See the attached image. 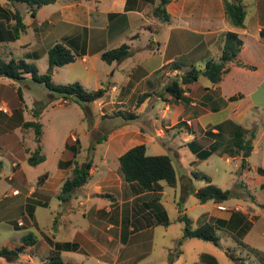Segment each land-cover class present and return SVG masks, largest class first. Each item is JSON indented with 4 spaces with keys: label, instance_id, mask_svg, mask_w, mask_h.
I'll return each mask as SVG.
<instances>
[{
    "label": "crops",
    "instance_id": "crops-1",
    "mask_svg": "<svg viewBox=\"0 0 264 264\" xmlns=\"http://www.w3.org/2000/svg\"><path fill=\"white\" fill-rule=\"evenodd\" d=\"M4 1L0 4V22L3 31L7 33L12 22L13 7H9L6 0ZM157 3L158 0H55L39 7L34 17L20 9L26 25L25 31L21 34L29 33L32 42H24L14 47L21 34L17 39L2 41L1 44L6 51L11 52V56L28 63L41 58H45L47 62L48 49L56 42H60L76 57L72 62L55 67L51 74L52 81L56 84L77 81L89 90L104 88L101 85L103 76H113L115 72L113 70L109 73L101 63L111 65L116 62L117 65H124L119 68L124 73L119 81L112 82L106 79L105 89L117 93L116 102L109 98L106 102L102 100L106 91L101 99L94 101L98 106V116L100 117L107 110L113 117L124 113L135 117L144 115L145 125L148 127L132 126L131 135L126 134L125 127L121 129V126H118L112 129L108 137L105 136L102 140H105L107 146H113L116 154L113 157L105 155V149L97 159L80 156L83 148L79 133L76 127L70 128L62 139V148L57 153L53 168L45 170L48 177L38 184L35 177L30 178L26 174L21 163H27L26 158L37 143L32 141L29 151H16V147L20 144L16 129L21 130V122L29 120L25 118L26 108L31 110L32 117L34 109L43 106L37 119L41 123L40 116L50 105L56 102L59 105L73 102L63 100L61 97L54 98V94L48 90L47 105L37 99H33L29 104L26 103L22 90V101H16L19 81L0 76V150L6 147L18 158L17 162L11 163L12 170L18 167L20 171L14 183L16 187L11 188V194L22 195L17 202L0 207L1 214H4L0 216V222L5 218L7 226L12 229L32 228L36 232L35 242L27 246L16 261L0 257V264L45 262L47 264L52 249L59 250L63 262L161 264L162 259L167 262L175 254V258L184 255L188 243L197 239L184 240L175 251L165 240L156 242L157 233L167 237L174 232L175 235L172 234L169 238L170 242H176L182 235V230L177 227L176 230L170 231L174 220L168 216V223L164 224L163 212L166 213V202L163 201V184L160 182L161 187L157 190H141L136 183L126 182L120 171L118 159L124 151L136 144H145L147 147V144H154L157 137L159 139L169 137L173 140L176 136L182 137L183 145L199 158L197 152L201 148L210 147L216 142L217 137L222 138L223 134L229 136V144L231 143L233 122L247 129L240 116L243 115L245 108H255L252 105L254 102L251 103L249 99L259 86L264 84V65H262L264 63L262 37L264 0H252L254 14L251 15L249 22H246L245 17L243 27H234L228 22L224 15L222 0H171L166 5L170 18L167 23H161L153 16L152 11ZM26 16H28L27 21ZM227 31L236 32L243 41L238 59L255 68L231 65L228 72L216 84L201 86L198 79L192 84L182 86L183 99L173 98L168 94L164 89L170 77L192 66H201L207 58L216 57L222 45L223 33ZM248 36L252 37L256 51L248 52L245 40ZM122 43L129 45L132 51L129 57L111 63L101 59L103 51ZM254 52L259 57L260 63L254 61ZM172 62L179 67H170ZM46 70L47 66L43 73ZM1 77L6 78L5 82ZM231 96L235 98L229 99ZM61 100L63 102H59ZM105 107L107 110L103 111L102 108ZM18 108L21 119L14 116V110ZM218 113L225 114L223 120L203 123L202 116ZM158 119L161 120L159 126L155 125ZM41 128L40 145L45 159L33 165L36 169L43 167L47 161V155L43 152L45 147L42 123ZM87 132L82 130L83 135ZM10 133L16 136L13 141L7 138ZM68 138L78 141V151L74 159L78 163L87 161L92 165L86 183L76 188L71 197L63 202L57 195L62 182L71 175L72 164H68V161L72 155L65 148ZM99 138L97 141H101ZM254 139L255 137L252 142ZM214 152L219 156L241 157L234 149H227V146L220 147ZM234 152L237 155L234 156ZM210 155L211 153L208 157ZM247 167L248 170L255 172L256 177L264 178V174L257 171L258 167L264 169L263 166L247 165ZM14 173L12 172L8 177L9 180H13ZM50 200H54V207L48 205ZM222 204L213 203V210L206 214L207 218L203 223H215L217 219L221 220L215 225L216 233L218 230L226 232L233 241L238 240L237 243L242 250H248L261 258L260 262L264 264V251L244 241V238L253 235L256 244L261 243V239L258 238L259 231L256 235L257 230L253 221L247 214L246 217L238 214L239 218L232 219L234 212L227 213L219 209ZM40 206L45 207L49 216L38 215ZM14 209L22 218L18 217L14 219L15 221H10V213L14 212ZM78 210L80 212H77ZM182 211L184 212L183 209ZM179 213L180 209L177 207L173 219L177 220ZM21 223L23 227H20ZM28 232L20 234L17 241H8L3 246L13 247L20 244L21 237ZM219 243V246L213 243L209 246L204 245V251L199 249L200 244H196L198 247L191 264H219L217 249L229 258L228 255H232L231 250L221 244L220 237ZM38 251L41 255L36 259Z\"/></svg>",
    "mask_w": 264,
    "mask_h": 264
},
{
    "label": "rangeland",
    "instance_id": "rangeland-1",
    "mask_svg": "<svg viewBox=\"0 0 264 264\" xmlns=\"http://www.w3.org/2000/svg\"><path fill=\"white\" fill-rule=\"evenodd\" d=\"M4 0H0V4L4 3ZM247 4V16L246 22H249L251 15L254 14V7L251 3L252 0H245ZM261 2V1H260ZM260 4V3H259ZM19 8L24 10L23 5H19ZM260 10V7H259ZM26 21L28 20V16L25 17ZM264 39V34H263ZM248 52L254 50L256 51L255 43L253 42L252 37H246ZM32 42V38L29 33L21 34L18 41L14 43V47L18 44L24 42ZM254 61L256 63H260V59L257 54L254 52ZM33 64L38 69L39 73H43L47 66L46 59L41 58L37 61H34ZM102 67L112 73L115 70L113 76L108 75V77L103 76V80L101 85L104 88H107L106 79H109L112 82L119 81L121 76H123V72L120 71L119 68L124 67V65H117L116 62H113L111 65L101 63ZM264 65V63H262ZM264 69V66H263ZM2 81L5 82V77H1ZM20 89L23 92L24 100L26 103H31L33 99H37L43 101L45 105L48 104L49 98L47 96V89L43 86V84L35 82L31 79L29 75L26 76L23 80L19 81ZM66 82L64 84H68ZM199 84L201 86L210 85V82L204 77H199ZM53 94V93H52ZM54 98H57L58 95L54 94ZM116 102L117 93L106 91L102 100L104 102L107 99ZM251 103L254 102L255 108H245L242 118L243 125L247 127V129L254 130L255 139L252 142L253 150L250 155L246 158V165L251 167L254 166H263L264 167V84L259 86L256 93L250 97L249 99ZM136 101V97L134 102ZM59 102H63L62 100ZM72 102V101H70ZM245 102L242 103L244 105ZM97 104L92 102L90 104L81 107L76 103H61V105L54 103L50 105L40 116V121L43 124V142L45 150L43 151L45 155H47V161L43 167H39L36 169L34 166L28 165L26 162H21L22 167L25 168L26 174L30 177L37 180L38 176L45 173L46 169L53 168L56 156L58 151L62 148L61 142L63 137L68 133L70 128L76 127V131L79 133L82 152L80 154L81 157L86 156L87 158L97 159L100 153H103L106 149L105 155L110 157L115 156L116 151L113 146H107L105 140H102L103 136L108 137L110 131L114 128H118L121 126V129L124 127L126 134L132 133V126L140 127L145 125L146 117L144 115H139L136 117H131L126 119L127 114H123L121 116L113 117L108 113L107 107L102 108L104 111L103 115L98 116L99 110L97 109ZM107 112V113H106ZM155 117V116H154ZM153 117V118H154ZM225 117L224 113L218 114H207L202 116L203 123H215L220 120H223ZM25 118L31 119V110L25 109ZM152 118V121H153ZM161 120L158 119L155 125H160ZM207 121V122H206ZM147 125H145L146 127ZM150 126V125H149ZM148 127V126H147ZM87 130V134L83 135L82 130ZM223 134V133H222ZM16 136L19 140H21L22 145L16 147V151H29L30 145L32 141H34V133L31 129L19 130L16 129ZM100 137L101 141H97V138ZM131 138V137H130ZM132 139V138H131ZM229 136L223 134V137H217L215 143L210 145L207 149L210 151L217 150L220 147L227 146L229 147ZM161 140V141H160ZM168 140L169 142H166ZM164 143H163V142ZM182 137L176 136L173 140H170L169 137H163L159 139L157 137L156 142L154 144H147L146 153L150 155H158L165 154L168 155L172 161V164L175 168L176 172V186L169 187L161 181L163 184V201L166 202V214L167 216L174 220L172 221L171 230H176V227L179 230L183 231V223L178 222L176 219H173L176 213L177 207H180L184 210L185 214L192 220V226L196 227L200 223H203L207 217L206 214L210 213L213 210V201H207L205 203H200L195 197L194 191L199 189L205 184V181L202 179H197L194 177L193 172H200L209 177L211 182L220 187L221 189H232L234 185L238 182H242L244 184L243 188H240V195L238 198H231L223 202L222 206L225 209H221L224 212L231 213L234 212L232 219L239 218L238 214L241 217H246L245 214L253 221L254 227L257 230L256 235L259 231V239H261V243L256 244V241L253 239L255 236H247L244 238V241L247 243H251L254 247L259 250L264 251V178H258L255 176V172L252 170H248L247 166L241 168V157L237 155L235 152L233 155H237L235 157H230L227 155L219 156L218 153L213 151L211 155L207 159H199L196 158L195 155L191 152V150L183 145ZM126 147V146H125ZM3 148L0 150V207L2 205H6L12 202H17L19 198L22 197L21 194L17 195L11 194V188L16 187L14 184L16 182L17 176L20 174L18 167L12 170L11 163L13 161L17 162V157H15L9 149ZM12 149V146H11ZM233 149V148H232ZM24 153V152H23ZM25 154V153H24ZM232 156V155H231ZM12 159V160H11ZM24 159V158H23ZM21 161V159H20ZM35 168V169H34ZM12 172H15V177L13 180H9L8 177ZM257 176H261L256 174ZM54 200L48 201V205L54 207ZM45 207L40 206L38 210V215L41 216H49L48 211L44 209ZM14 212L10 213V221H15L21 214H18L16 209ZM238 211V212H237ZM77 212H80L78 210ZM240 212V213H239ZM243 212V213H241ZM4 215L1 214L0 216ZM5 219V218H4ZM0 222V247L6 245V242L17 241L19 235L30 231L33 235H36V232L32 228H22L19 230L12 229L7 226L5 220ZM17 222V221H16ZM23 227V223H21ZM19 226V225H18ZM173 235L174 232H172ZM171 234V235H172ZM217 234L220 237L221 244L227 246L231 251L230 253L239 258V264H261V258L259 259L250 251L242 250L241 246L237 243V241H233L230 236L226 232H222L218 230ZM252 234V233H251ZM255 234V233H254ZM162 236L161 233H157L156 242L158 243L161 240H165L167 245L172 249L176 250V242H170V236ZM174 237V236H173ZM254 243V244H253ZM201 251H204L203 246L213 245L212 243H206L201 239H194L187 245V249L184 255H180L176 257V254L173 255L170 260L167 262L165 259L160 260L161 264H191L193 263V255L195 254L198 246ZM250 244V245H251ZM195 247V248H194ZM211 248H213L211 246ZM214 250H216L214 248ZM218 255L217 260L219 264H237L233 260L226 257V255L217 249ZM38 259L41 255V252L37 253ZM78 263V262H77ZM36 264H46L45 263H36ZM89 264V263H86Z\"/></svg>",
    "mask_w": 264,
    "mask_h": 264
},
{
    "label": "trees",
    "instance_id": "trees-1",
    "mask_svg": "<svg viewBox=\"0 0 264 264\" xmlns=\"http://www.w3.org/2000/svg\"><path fill=\"white\" fill-rule=\"evenodd\" d=\"M55 0H6L9 7H13L11 11V24L9 32L5 33L1 27L0 22V76L11 78L14 81H21L25 76L29 75L35 82L43 84V86L53 94L58 95L63 100L75 102L81 107L90 104L98 99H101L106 91L105 88H98L96 90H89L77 81L68 84H56L51 79L52 71L55 67L72 62L76 55H74L68 47L60 42L53 44L47 51V70L45 73H39L38 69L33 63H28L23 59H16L11 56V52L1 44L2 41L17 39L20 34L25 31L26 25L24 23L23 16L20 12L19 5H23L24 10L34 17L36 10L48 3H52ZM171 0H158V3L154 6L152 14L161 23H167L169 21V14L166 10V5ZM224 15L228 22L234 27H243L246 17L247 4L245 0H222ZM4 10V9H3ZM5 11V10H4ZM243 48V41L236 32L227 31L223 33L222 45L220 51L216 57L207 58L204 63L190 69L183 71L170 77L169 82L165 86V91L173 98L183 99L182 86L196 82L200 76H204L210 84L218 83L224 74L228 72L231 65H237L248 69H254L255 67L250 64L241 62L238 59V55ZM132 54L130 47L127 43H122L117 47L105 50L101 53V59L106 63L113 61H120L129 57ZM172 68H178L179 66L172 62L170 65ZM16 101H22V92L20 87L16 89ZM145 95V94H144ZM235 96H231L229 99H234ZM43 106L34 109L32 112L33 119L25 120L21 122V130L31 129L34 133V141L37 143L33 151L30 152L26 158L29 165H36L45 159L44 154L41 152V136L42 128L41 123L37 120L39 113ZM19 112V114L17 113ZM16 114V115H15ZM123 115V114H120ZM125 118L135 117L132 114H128ZM14 116L19 117L20 108L14 110ZM232 140L231 147L235 152L241 155V168L246 167V158L252 151V139L255 137L254 130L241 127L239 124L232 123ZM105 136L102 137V139ZM8 140L13 141L16 136L12 133L7 135ZM101 140V139H100ZM6 142V140H3ZM20 145L22 142L20 140ZM78 141L66 140L65 148L70 152L72 158L68 161V164H72L71 175L67 177L61 184L59 193L57 195L60 201H67L73 191L84 185L89 177V170L92 165L91 162L78 163L74 157L78 151ZM213 151V150H212ZM208 149H200L197 152L199 158L204 159L212 152ZM119 166L123 178L126 182L136 183L140 186L141 190H157L160 186V182H164L169 187L176 185V172L172 164V161L168 155L158 154L150 155L146 153L145 144H136L119 156ZM257 171L264 174V169L258 167ZM193 175L197 179H202L205 184L197 189L194 194L200 203L207 201H213L214 203H223L231 198H238L241 191L240 188L244 187L242 182H238L232 189H221L214 185L209 177L200 172H193ZM48 177L47 173L40 175L37 178V183H42ZM264 207V204H262ZM180 213L177 216V220L183 223V231L180 238L176 241V248L182 244L186 239L198 238L203 241L211 242L214 245L219 246V235L216 233L215 225H218L221 220L217 219L215 223L205 222L196 228L192 227L191 219L182 211L179 207ZM164 213V224L168 223L167 215ZM223 222V221H222ZM35 242V237L30 232L24 234L20 239V244L13 247H1L0 257H3L9 261H16L19 255L24 249L32 245ZM234 262L239 261V258L233 255H228ZM47 264H78L71 262H63L60 258L59 250H50Z\"/></svg>",
    "mask_w": 264,
    "mask_h": 264
},
{
    "label": "built area",
    "instance_id": "built-area-1",
    "mask_svg": "<svg viewBox=\"0 0 264 264\" xmlns=\"http://www.w3.org/2000/svg\"><path fill=\"white\" fill-rule=\"evenodd\" d=\"M13 193H16V191H13ZM219 209H225L224 206H219Z\"/></svg>",
    "mask_w": 264,
    "mask_h": 264
}]
</instances>
